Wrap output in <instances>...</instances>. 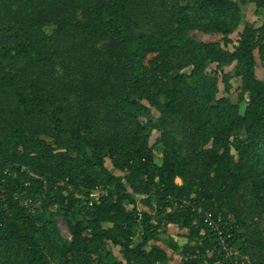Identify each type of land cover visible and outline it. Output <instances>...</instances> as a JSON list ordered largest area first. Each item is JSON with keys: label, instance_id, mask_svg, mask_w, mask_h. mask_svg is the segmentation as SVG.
Instances as JSON below:
<instances>
[{"label": "trees", "instance_id": "16d2710c", "mask_svg": "<svg viewBox=\"0 0 264 264\" xmlns=\"http://www.w3.org/2000/svg\"><path fill=\"white\" fill-rule=\"evenodd\" d=\"M192 207L264 264V0H0V264H231Z\"/></svg>", "mask_w": 264, "mask_h": 264}, {"label": "rangeland", "instance_id": "374dc122", "mask_svg": "<svg viewBox=\"0 0 264 264\" xmlns=\"http://www.w3.org/2000/svg\"><path fill=\"white\" fill-rule=\"evenodd\" d=\"M243 10H244L243 11L244 12V21L242 22L238 32L239 31L241 32L243 30L246 22L254 23L257 26L261 25L262 19L255 15L254 7L251 6V7L243 8ZM197 38L199 40H202L205 42L218 41L221 39L220 37H210V36H207L204 34H197ZM231 38L233 41H235L238 38V35L235 34ZM230 70H231L230 68L227 69V71H230ZM258 73L261 77H263L262 69L260 67L258 68ZM221 96H223V92L221 93ZM232 101L234 103L238 102V99L236 98L235 95H232ZM106 166L108 167L109 170L114 172V168H113L110 161L106 162ZM178 183L181 184V181L178 180ZM248 221H251V219L248 218ZM253 221H255L257 223V226L259 227V230H260V237H259L260 240L259 241L263 243V246L261 249H259V248L255 249V250L249 249V253L252 254V256L255 255L254 260L258 262V261L264 260V214L261 217H257V219H254ZM56 225L60 231V235H61L62 239L67 241L69 231H68V228H67V225H66L64 219L62 217H57L56 218ZM169 231L172 233V235H165L164 234L162 236L163 240H168L169 236H172V238L175 241H177L178 243H180V245H183L186 243L185 239L178 236L181 231H179L178 229H176L174 227H171ZM159 244L163 245L162 242H160ZM164 246H166V245H164ZM246 258L249 259L248 256H246ZM180 261H181V256L179 254H175L174 258L170 262H168L167 264H179Z\"/></svg>", "mask_w": 264, "mask_h": 264}, {"label": "built area", "instance_id": "2783aa9c", "mask_svg": "<svg viewBox=\"0 0 264 264\" xmlns=\"http://www.w3.org/2000/svg\"><path fill=\"white\" fill-rule=\"evenodd\" d=\"M6 172L5 174H7ZM99 193H94L92 196H97ZM32 200L28 199L24 202V207H26L31 213H35V209L31 207ZM189 206L190 203H188ZM192 211L198 215L199 219L210 228L216 236L217 246H213L212 250H208V253H213L216 248L220 249L224 257L230 260L231 264H250L249 259L246 257H241L238 250L230 246L229 240L231 239V234H227L222 229L223 227V217L222 214L216 216L212 215L209 211L204 210L202 207H192ZM72 239V235L69 232L68 240Z\"/></svg>", "mask_w": 264, "mask_h": 264}, {"label": "water", "instance_id": "95a60500", "mask_svg": "<svg viewBox=\"0 0 264 264\" xmlns=\"http://www.w3.org/2000/svg\"><path fill=\"white\" fill-rule=\"evenodd\" d=\"M134 102H135V100H134Z\"/></svg>", "mask_w": 264, "mask_h": 264}]
</instances>
